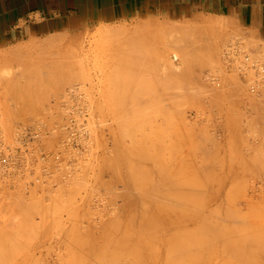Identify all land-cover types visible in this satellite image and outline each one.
I'll return each mask as SVG.
<instances>
[{"label": "rangeland", "instance_id": "obj_1", "mask_svg": "<svg viewBox=\"0 0 264 264\" xmlns=\"http://www.w3.org/2000/svg\"><path fill=\"white\" fill-rule=\"evenodd\" d=\"M165 13L141 11L115 23L68 25L50 34L28 32L25 38L0 47V253L4 264H81L92 242H100L101 235L110 232L102 234L106 227L119 224L110 233L121 227L113 237H124V231L133 228L130 219L148 212L156 218L149 226L163 228L147 246L148 255L158 249L157 255L139 257L126 241L125 253L121 248L124 257L116 261L117 248L112 247L108 258L114 264H177L175 248L184 244L194 248L191 244L201 233L203 219H215L218 210L221 225L212 219L207 225L215 224L216 230L210 228L207 233H215L219 224L217 235L224 238L222 234L233 226L230 237L222 238V242L229 239L228 252L221 250L225 244L215 233L216 238L206 245L209 250L204 248L212 256L205 252L204 257H213L212 264H251V260L264 264V249L260 255L255 252L257 246L252 247L258 244L262 249L264 244V77L252 80L256 66L264 65V39L223 15L195 10ZM210 23L222 26L209 27ZM200 25L204 30L198 34L182 29ZM132 34L140 36L136 43L129 40ZM237 40L244 44L241 49L254 54V65L249 67L254 68L252 75L239 68L236 59L230 64L234 55L229 62L225 57L227 46ZM44 43L50 48L33 47ZM16 50L27 57L16 56ZM37 50L49 52L48 60ZM55 52L60 56L51 57ZM258 52L263 56L260 60ZM175 61L180 67L173 65ZM251 87L254 92L249 95ZM130 194H146V203L137 200L127 208ZM163 197L170 198L169 205L161 203L166 200ZM164 206L176 209L171 213L177 215L169 214L170 209L161 212ZM185 214L192 218L179 223L177 216ZM170 235L175 238L172 247L167 240ZM245 236H251L252 242L248 237V244L240 240ZM217 238L219 248L212 241ZM229 244L238 245L233 249ZM235 250H244L250 258L242 251L241 256L235 255ZM196 255L181 264H199ZM108 260L98 264H113Z\"/></svg>", "mask_w": 264, "mask_h": 264}, {"label": "crops", "instance_id": "obj_2", "mask_svg": "<svg viewBox=\"0 0 264 264\" xmlns=\"http://www.w3.org/2000/svg\"><path fill=\"white\" fill-rule=\"evenodd\" d=\"M154 10L223 15L264 38V0H0V47L28 32L40 35L68 25L115 23Z\"/></svg>", "mask_w": 264, "mask_h": 264}, {"label": "bare ground", "instance_id": "obj_3", "mask_svg": "<svg viewBox=\"0 0 264 264\" xmlns=\"http://www.w3.org/2000/svg\"><path fill=\"white\" fill-rule=\"evenodd\" d=\"M161 12V11H160ZM165 12V11H164ZM157 13V12H156ZM167 13V12H166ZM165 13V14H166ZM173 14V13H172ZM168 15V14H167ZM181 18H184V17H182V16H180ZM169 18V17H168ZM167 18V19H168ZM180 18V19H181ZM185 18H187L186 16H185ZM184 18V19H185ZM184 19H182L183 21H184ZM234 21V18H233V20L231 19L230 20V23H232ZM209 22H211V21H209ZM209 22H207L208 24H209ZM235 23H237L236 22V20L234 21ZM204 23V22H203ZM203 23H201V24H203ZM235 23L233 24L235 27H233L236 31H238L239 32V29H237L236 28V25H237V27H240V28H244L245 29V27H241V25L238 23V24H236L235 25ZM205 24V23H204ZM245 24V23H244ZM207 25V24H206ZM210 25H211V23H210ZM209 25V27H213V26H215L214 28H220L221 26H222V24H220V26H219V24L217 25V24H215V23H213L211 26ZM238 25H240V26H238ZM176 26V25H175ZM177 26H178V24H177ZM177 26L176 27H174V29H176L177 28ZM180 26V25H179ZM178 26V28H180ZM195 26H197V25H195ZM195 26H190V28L189 29H187V30H185V26H182V27H184V28H182V29H184V31L183 32H185V33H189V35L191 34L192 35V33H200V32H203V30H204V25L202 26V25H200V27L202 26V28L203 29H199L198 27H195ZM232 26V25H231ZM161 27V26H160ZM189 27V26H188ZM188 27H186V28H188ZM206 27H208V25L206 26ZM205 27V28H206ZM248 28V27H247ZM245 29V30H250L249 28L248 29ZM161 29V28H160ZM174 29H173V31H174ZM166 30H168V28L166 29V27H165V29L163 30L164 31V35H166L167 33H168V31H166ZM177 30H179V29H177ZM257 30V29H256ZM167 33H166V32ZM172 31V32H173ZM180 31V30H179ZM182 31V30H181ZM180 31V32H181ZM253 31H255V29L253 30ZM140 32V31H139ZM172 32H169L170 34L172 33ZM174 32H178V31H174ZM182 32V33H183ZM251 32V31H250ZM256 32V31H255ZM134 33H136V32H133V34ZM141 33V32H140ZM258 33V32H257ZM263 33V32H262ZM50 34V33H49ZM116 36H118V38H120V37H122V36H124V35H121L120 37H119V35H118V33H114ZM120 34V33H119ZM122 34H124V33H122ZM127 34V33H126ZM132 34V35H133ZM136 34H139V33H136ZM133 35V36H131L130 38H129V40L131 39L133 42L132 43H136L135 41L137 40L136 39V37L138 36V37H140L139 35ZM142 34V33H141ZM155 34V33H154ZM153 34V35H154ZM159 34V33H158ZM160 34H162V32L160 33ZM196 34V35H197ZM130 35H131V33H130ZM143 35V34H142ZM146 35V34H145ZM145 35H143V37H145ZM156 35H157V33H156ZM172 35H174L173 33H172ZM171 35V36H172ZM176 35V34H175ZM174 35V36H175ZM178 35V34H177ZM176 35V36H177ZM233 34H230V36H232ZM255 35H256V33H255ZM128 37H129V35H127ZM167 36V35H166ZM171 36H170V39H171ZM173 36V37H174ZM180 36H182V35H180ZM184 36H187V35H184ZM194 36H195V34H194ZM260 36V35H259ZM125 37V36H124ZM127 37V38H128ZM155 37H157V36H155ZM164 37V36H163ZM188 37V36H187ZM53 38V37H52ZM51 38V39H52ZM126 38V39H127ZM142 38V37H141ZM140 38V39H141ZM175 38V37H174ZM174 38H172V39H174ZM178 38V37H177ZM57 39V38H56ZM136 39V40H135ZM179 39H180V37H179ZM188 39H189V37H188ZM262 39H264V38H262ZM48 40V39H47ZM124 40V39H123ZM129 40H127V41H129ZM143 40V39H142ZM174 40H176V39H174ZM182 40V39H181ZM186 40H187V38H186ZM231 41H232V37H231V39H230ZM234 40H236V39H234ZM52 41H56L55 39L53 40L52 39ZM52 41H47V42H49L48 43V45L50 44V45H52L51 44V42ZM126 41V42H127ZM230 41V42H231ZM238 41V40H237ZM47 42H45V43H47ZM141 42V41H140ZM170 42V41H169ZM181 41L179 40V42H176L175 41V43H170V46H176V45H178L179 43H180ZM233 42V41H232ZM241 42V41H240ZM239 41H238V43L236 42L235 44H232V43H230L231 45H229V46H227L228 48V51H226V52H228L226 55H225V57L227 58V61L229 62V59H230V57H232L233 55V57H232V59H234V60H232L231 61V59H230V61H231V63L230 64H232V65H234V62H235V59L237 60L236 62V64H238L239 65V68H242V69H244L245 71L247 70V71H249V72H252L251 73V75L253 74V69H252V71L249 69V67H250V65H252V63H253V61L255 60V59H253L254 57V54L251 56V54L252 53H250V54H248V53H246L245 51H244V49H241V47H244V44H241ZM40 44V45H38V46H33L34 48L35 47H38V49L39 48H41L40 46H42V48H46V44ZM52 43H54V42H52ZM57 43V42H56ZM60 43V42H59ZM59 43H57V44H59ZM138 43V42H137ZM143 43V42H142ZM54 45H56L55 43H54ZM54 45L53 46H51V48L52 47H54ZM129 45V44H128ZM134 45V44H133ZM58 46V45H57ZM135 46V45H134ZM138 46V45H137ZM145 46V45H144ZM245 46H246V44H245ZM133 47V46H132ZM143 47V46H142ZM141 47V48H142ZM31 48V47H30ZM30 48H29V50H30ZM34 48H32V49H34ZM41 48V49H42ZM47 48H50L49 46H47ZM55 48V47H54ZM129 48L131 49V44H130V46H129ZM135 48H136V46H135ZM141 48H140V50H136V51H142L143 50V48H142V50H141ZM37 49V48H36ZM36 49H34V50H36ZM134 49V48H133ZM137 49V48H136ZM28 50V52H31V51H29ZM45 50V49H44ZM48 50H50V49H48ZM52 50V49H51ZM54 50V49H53ZM58 50V49H57ZM60 50H62V49H60ZM259 50V49H258ZM17 52L19 51V50H16ZM16 51H10V53L9 54H11L12 52H16ZM38 51V50H37ZM42 51L43 50H41V51H38V52H40L39 53V55L42 53ZM47 51V50H46ZM247 51H249V50H247ZM22 51H19L18 53H17V55L16 56H20V54H21V57H27L25 54V52H24V55L22 56V53H21ZM26 52H27V50H26ZM28 52H27V54H28ZM44 52V54L42 53L41 54V56L43 57L44 55H46L47 53L49 54V52H47V53H45V51H43ZM54 52V51H53ZM57 52H59V51H57ZM64 52V51H63ZM62 52V53H63ZM66 52V51H65ZM225 52V53H226ZM252 52V51H251ZM259 52H261V51H259ZM258 52V54L260 55V53ZM264 52V51H263ZM4 53H6V52H4ZM3 53V56H8L7 54L5 55ZM8 53V52H7ZM56 53V52H55ZM253 53H255V52H253ZM14 54H16V53H14ZM19 54V55H18ZM32 54H33V51H32ZM32 54H30V56L32 55ZM59 53H56V54H54V56H51V57H55L56 55H58ZM61 54V53H60ZM140 54V53H139ZM34 55V54H33ZM36 55V54H35ZM51 55V54H50ZM61 55H63V54H61ZM138 55V54H137ZM258 55V56H259ZM10 56V55H9ZM8 56V57H9ZM11 56H13L14 57V55H11ZM29 56V57H30ZM60 55H58L57 57H59ZM65 56H66V54H65ZM134 56V55H133ZM36 57H38V55H36ZM35 57V59H37ZM48 57H50L49 55L47 56L46 55V59L48 58ZM63 57V56H62ZM61 57V58H62ZM132 57V56H131ZM253 57V58H252ZM260 57H263V56H259L258 58H259V60H260ZM15 58V57H14ZM31 58H32V56H31ZM18 59H21V58H18ZM35 59H33L34 61V63L36 62V61H38L40 58H38L36 61H35ZM43 59V58H42ZM46 59H44L43 60V62L46 60ZM51 58H49V60H50ZM57 59V58H56ZM137 59H139V57L137 58ZM30 60V59H29ZM41 60V59H40ZM39 60V61H40ZM48 60V59H47ZM261 60H263L262 58H261ZM55 62H56V60H54ZM53 61V62H54ZM258 61V60H257ZM32 62V61H31ZM50 62H52L51 60H50ZM49 62V65L51 66V64L53 63H50ZM54 62V63H55ZM57 62H58V60H57ZM136 62V61H135ZM259 62V61H258ZM257 62V63H258ZM45 63H47L48 64V62H45ZM256 63V62H255ZM261 63V62H260ZM264 63V62H263ZM37 64V63H36ZM41 64H44V63H41ZM59 65H60V63H58ZM173 65L175 66V67H180V65H181V63L180 62H178V61H175V62H173ZM237 65V66H238ZM254 65V64H253ZM252 65V66H253ZM257 65H259V64H257ZM40 66V65H39ZM43 66H45V64L43 65ZM54 66V65H53ZM256 66V65H255ZM262 65H260V66H256V68L254 69V74H253V76H254V78L252 79V80H255V79H261V77L260 76H263L264 77V73L263 74H261L260 75V72H262V70H263V68L261 67ZM50 68V67H49ZM45 69H46V67H45ZM53 68H51V70H52ZM56 69V68H55ZM241 69V70H242ZM49 71V70H48ZM47 71V72H48ZM242 72V71H241ZM244 72V71H243ZM248 72V73H249ZM50 73H52V72H50ZM246 73V72H245ZM248 73H247V75H248ZM249 76V75H248ZM246 76L245 75V78L247 79H249V77L251 78V76ZM252 76V77H253ZM250 80V79H249ZM252 80H250V81H252ZM263 81H264V79H262ZM249 81V82H250ZM248 91V90H247ZM261 91V90H260ZM260 91L259 92H257L256 94H258V93H260ZM254 92V90H253V88L251 87L250 88V90H249V95H252V93ZM256 92V91H255ZM264 92V88L262 89V92L261 93H263ZM247 93V92H246ZM247 93V94H248ZM260 93V94H261ZM255 94V93H254ZM262 95H264V93L262 94ZM132 181V180H131ZM132 183V182H131ZM176 184V183H175ZM177 185V184H176ZM153 194H158V193H153ZM153 194H152V199H153ZM139 195V194H138ZM137 195V196H138ZM141 195V196H140ZM139 196L140 197H142V198H138L137 199V196L136 195H134V197L133 196H131V194L130 195H128L127 197H126V201H127V205H126V207L128 206V205H133V204H135V202L138 200H140V201H142L141 203H144L145 201H143V198L145 199V195L146 194H140ZM136 196V197H135ZM138 196V197H139ZM144 196V197H143ZM158 196V195H157ZM156 196V197H157ZM155 197V200H157V198ZM158 202H160V200L162 201V198L160 199V196H158ZM163 198H165V197H163ZM147 199H151V198H147ZM166 199V198H165ZM169 200H170V198H168ZM168 199H166L165 201H163V202H161V203H164V202H166ZM146 200V199H145ZM171 201V200H170ZM170 201H167L164 205H169V204H167V203H169ZM155 201H154V199H153V202H152V204L154 203ZM146 203V202H145ZM136 204H137V202H136ZM156 204V203H155ZM155 204H153L154 206H153V208H155L156 209V207L158 206V205H155ZM157 204H159V208H161L160 207V203H157ZM138 205H142L143 206V204H140V202H139V204ZM162 205V204H161ZM171 206V205H170ZM170 206H168V208H165V206H164V208H165V210H161V212H163V211H165V212H168L169 211V209L171 208ZM128 207H130V206H128ZM127 207V208H128ZM149 207V206H148ZM167 207V206H166ZM170 207V208H169ZM132 208V207H131ZM152 208V207H151ZM162 208H163V206H162ZM148 209H150V208H148ZM166 209H168V211L166 210ZM172 209H173V207H172ZM143 211L144 210V208H140V211ZM159 210V209H158ZM131 211V210H130ZM148 211V210H147ZM146 211V212H147ZM171 211H174V212H176V209H174V210H171L170 209V211L168 212L169 214H176V213H174V212H172L171 213ZM219 211V210H218ZM217 211V212H218ZM217 212L215 213V215H216V217H215V219L217 218V216H219L221 213H219L218 215H217ZM129 213V212H128ZM138 213H140V212H138ZM145 212H143V214H144ZM227 213H228V211H227ZM130 214L132 215V216H134V215H136L137 214V212L134 214H132V212H130ZM128 215V216H126L127 217V219H128V217L129 216H131V215ZM148 214H150L149 212H148ZM148 214H144V215H142V213H141V216H142V218H141V216L138 218V216H139V214L137 215V217L135 216V217H132L131 219H130V221L131 222H133V224H132V227L133 228H131L130 229V231L129 230H126V231H124V232H126L125 233V235H124V237H123V234H121V236H119L118 238L116 237V238H114L115 237V235H114V233H118V231H120L121 232V227H120V229H115V232L113 231V233L111 234L110 232H112L111 231V229L113 228H119V224L117 225V224H115V225H113L114 227H106V231L104 230L103 231V229H105V228H103L102 229V231H103V233L102 234H104V233H107L108 232V230L110 229V232H108L107 234H106V236H104V235H101V237L103 236L104 237V239H101V241L100 242H98L100 239H95L92 243H94V244H92L91 246H90V248L91 249H89V250H91V251H89L88 250V252H86V253H88V254H84L83 256H82V262H81V264H98V263H107V260L108 259H111L112 260V257H111V253H110V255H109V257H111V258H108V254H109V252H111L112 250H111V248L112 247H114V248H117V256H118V258H116V261L117 260H119L120 259V257L123 255V253H125V246L126 245H128L127 243H129V245H130V247L131 246H133L134 247V250H133V252L137 255V256H139V257H141L143 254H145L146 256H147V258L148 259H150V258H152V257H154V256H156L157 255V252H158V249H155V253L154 254H151V255H148V252H147V246H148V242H150V241H152V240H157L159 237H158V235H157V233H159L160 231H162L163 230V228H156V227H150L149 226V224L150 223H154V222H156V218L154 217V215H152V214H150V215H148ZM189 214V213H188ZM177 215V214H176ZM187 214H185V216H186ZM230 215V212L228 213V216ZM178 217L177 216V218H178V221H179V223H181V224H185L186 223V221H187V219H191L192 217L191 216H189V217ZM212 216H214L213 214H212ZM211 217V216H210ZM207 218H208V216H207ZM207 218H204L203 219V221L204 222H206V224H204V222H202V224H201V227H199L198 229H199V232H200V230H201V233H199V234H197V236H196V233H197V231H195L194 233L195 234H192L189 238L190 239H192V238H194V235L196 236L193 240L195 241L194 242V244H191V245H195L194 246V248H193V246H188V245H185L184 244V246H182V247H176L175 248V256H176V259H175V261L177 262V264H181V263H184V262H187V261H189L190 259H192L191 257H193L194 258V255L195 254H197L198 255V261H199V264H210L211 262H212V259H213V257H212V259H209V257L208 256H205L204 257V255H205V252H207V250H209L208 248H207V246H209L210 244L208 243L209 241H210V239L213 237H217V236H219V238H220V236L221 235H217V234H219V233H217V231H220L221 230V228L218 230V228H219V226L221 225V223H219L220 221V219L219 220H217L216 219V221H218L217 223H219L218 224V228H217V231L215 232V233H212V235H214L215 234V236H212L211 234H208L207 233V231H208V229H210V228H213V226H215V224H212L213 226H211V227H209V225H207L208 223H210V222H212V219H214V217L211 219L210 218V221L208 222V220L209 219H207ZM218 218H222V214L218 217ZM214 219V220H215ZM129 220V219H128ZM222 220H223V218L221 219V222H222ZM130 221L128 222L127 221V223H130ZM208 222V223H207ZM131 224V223H130ZM129 224V225H130ZM223 224V223H222ZM117 225V226H116ZM204 225V226H203ZM211 225V224H210ZM112 226V225H111ZM116 226V227H115ZM206 226V227H205ZM224 226V225H223ZM223 226H221L222 228H224ZM225 226H226V224H225ZM232 226V225H231ZM203 227V228H202ZM205 227V228H204ZM233 227V226H232ZM231 227V231H232V228ZM228 228L230 229V226H228ZM228 228H226V230L228 229ZM112 229V230H113ZM225 229V228H224ZM228 229V230H229ZM117 230V231H116ZM213 231L214 230H216V228L214 227L213 229H212ZM225 230V231H226ZM226 231V234H222L223 233V229H222V235H226V237H224L223 238V236H222V238L223 239H225V238H229L230 236H227L228 235V232H231L230 230L229 231ZM210 231V230H209ZM225 231H224V233H225ZM221 232V231H220ZM230 234V233H229ZM113 235H114V237H113ZM231 235V234H230ZM254 236V237H253ZM123 237V238H122ZM215 237V238H216ZM232 237V236H231ZM246 237H248V236H245V238H243V239H240V240H244V243H245V239H246ZM252 237L254 238L253 240H255L256 242H257V239L255 238L256 236L255 235H252ZM258 237V236H257ZM99 238V237H98ZM212 238V239H213ZM219 238H217V239H215V240H212L213 241V243H215L216 244V242L218 243L219 242ZM222 238H220L221 239V241L220 242H222ZM233 238V237H232ZM231 238V239H232ZM248 238H249V240H248ZM247 239H246V241L248 240V241H250L251 240V236L250 237H248ZM259 238V237H258ZM134 239L136 240V245L134 246V244H135V241H134ZM231 239H230V241L229 242H232L233 243V241H231ZM168 240V242H170L171 243V247H172V243H173V241L175 240V238H174V236H172V235H170L169 236V238L167 239ZM193 240H191V241H193ZM218 240V241H217ZM229 240V239H228ZM227 240V241H228ZM239 240V239H238ZM235 241V242H239V241ZM259 240H261L260 238H259ZM263 241H264V239H262ZM261 240V241H262ZM127 241V243H126V245H124L125 244V242ZM177 241V240H176ZM189 241L190 240H188L187 242V244H189ZM215 241V242H214ZM227 241L225 240V241H223L222 243H226V244H228L227 243ZM248 241H247V244H248ZM160 242H162V241H160ZM206 242H207V244H206ZM234 242V243H235ZM243 242V241H242ZM250 242H252V241H250ZM249 242V243H250ZM254 242V241H253ZM100 243H103L102 245L100 244ZM167 243V242H166ZM175 243V242H174ZM193 243V242H192ZM258 243V242H257ZM261 242L259 241V244H260ZM123 244V245H122ZM168 244V243H167ZM209 244V245H208ZM225 244V246H224V248H222L221 250L224 252V250H225V253H227L228 252V248H227V245ZM243 244V243H242ZM246 244V243H245ZM252 244V243H251ZM115 245V246H114ZM190 245V244H189ZM207 245V246H206ZM214 245V244H213ZM213 245L212 246H210V248L211 247H213ZM220 245V244H219ZM223 245V244H222ZM221 245V247H223ZM236 245H238V244H236ZM236 245H234L233 246V244H229V246L228 247H230V246H232V248L234 249V247L236 246ZM239 245L240 246H244V244L243 245H241L240 243H239ZM254 245H256L257 246V248H258V244H253L252 245V247H254ZM263 246L261 247L262 249H260V248H258V249H260V250H258L257 248L255 249V247H254V249L256 250L255 252H256V254H257V252H259V254L260 253H262L263 254V249H264V244H262ZM122 246H124L123 248H124V250H123V253H122ZM168 246H170V245H168ZM215 246H217V244L215 245ZM214 246V247H215ZM239 246V247H240ZM246 246V245H245ZM249 246H251V245H249ZM192 247V248H191ZM206 247V251L204 250V248ZM213 247V248H214ZM218 247V246H217ZM216 247V248H217ZM110 248V249H109ZM113 248V250L115 251V249ZM122 248V249H121ZM219 248V247H218ZM225 248H227V252H226V249ZM232 248H230V249H232ZM212 249V248H211ZM224 249V250H223ZM232 249V250H233ZM237 249V248H236ZM250 249H252V250H254L253 248H250L249 247V251H251L250 253L251 254H255V252L253 251L252 252V250H250ZM108 250H111V251H108ZM169 250H170V248H169ZM212 250H214L215 252L217 251V249L215 250V248L214 249H212ZM212 250H210V252L212 251ZM263 250V251H262ZM108 251V252H107ZM213 251V252H214ZM219 251V250H218ZM231 250H229V252H230ZM236 251H238V253H240L239 251H242L244 254H245V252H244V250H235L234 252H232V253H234L235 255L237 254L238 256H241V254H242V252L240 253V255L236 252ZM174 252V251H173ZM209 252V251H208ZM208 252H207V255H210V254H208ZM114 253H116V252H114ZM120 253H122V254H120ZM201 253V254H200ZM224 253V254H225ZM213 255H214V253H212ZM230 254V253H229ZM112 255H113V251H112ZM196 255V256H197ZM231 255V254H230ZM230 255H229V257H230ZM233 255V254H232ZM247 254H245V257L247 258V256H246ZM252 255V256H253ZM261 255V254H260ZM116 256V257H117ZM170 256H172V253H171V251H170ZM195 256V257H196ZM210 256H212V255H210ZM248 256H249V254H248ZM251 256V255H250ZM255 256V255H254ZM253 256V257H254ZM262 257H264V254L263 255H261ZM122 257H124V256H122ZM206 257H208V258H206ZM232 257V256H231ZM242 257H244L243 255H242ZM256 257H257V255H256ZM259 257V259H261L262 260V258L260 257V256H258ZM115 258V257H114ZM206 258V259H205ZM233 258V257H232ZM235 258V257H234ZM248 258H250V257H248ZM247 258V259H248ZM251 259H252V257H251ZM250 259V260H251ZM114 260V259H113ZM112 260V261H113ZM255 260V262H257L258 261V258L256 259H254ZM260 260V261H261ZM264 260V259H263ZM4 261H5V256H4V254L1 252L0 253V264H4ZM111 261V262H112ZM115 261V260H114ZM114 261H113V264H114ZM122 261V260H121ZM252 262H253V264H256V263H254V261L253 260H251ZM252 262H251V264H252ZM259 262V261H258ZM108 263H109V260H108ZM122 262H120V264H121ZM119 264V263H118ZM122 264H124V263H122ZM212 264V263H211ZM218 264H219V262H218ZM258 264V263H257Z\"/></svg>", "mask_w": 264, "mask_h": 264}, {"label": "built area", "instance_id": "obj_4", "mask_svg": "<svg viewBox=\"0 0 264 264\" xmlns=\"http://www.w3.org/2000/svg\"><path fill=\"white\" fill-rule=\"evenodd\" d=\"M261 67H262V68H263V70H264V65H262ZM263 70H262V71H263Z\"/></svg>", "mask_w": 264, "mask_h": 264}]
</instances>
